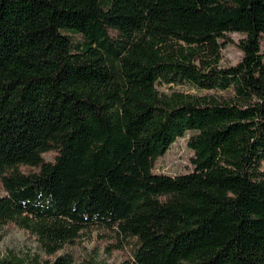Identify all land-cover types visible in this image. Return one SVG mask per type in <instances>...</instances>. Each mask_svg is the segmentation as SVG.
Returning a JSON list of instances; mask_svg holds the SVG:
<instances>
[{"label":"trees","instance_id":"trees-1","mask_svg":"<svg viewBox=\"0 0 264 264\" xmlns=\"http://www.w3.org/2000/svg\"><path fill=\"white\" fill-rule=\"evenodd\" d=\"M262 35L264 0H0V230L47 256L94 225L118 264H264ZM186 133L191 171L155 172Z\"/></svg>","mask_w":264,"mask_h":264},{"label":"rangeland","instance_id":"rangeland-1","mask_svg":"<svg viewBox=\"0 0 264 264\" xmlns=\"http://www.w3.org/2000/svg\"><path fill=\"white\" fill-rule=\"evenodd\" d=\"M227 36L230 41L227 43L224 40V47L220 51L219 67L233 66L241 59V52L237 47L240 36L237 34H228ZM261 52L264 55V35L261 37ZM158 89L168 92L166 86H158ZM172 89L196 95L212 93L198 91L187 83L172 86ZM215 94L217 97L225 96L220 92ZM187 138L188 133L176 139L170 149L156 160L155 172L176 176L191 171L189 159L192 152L186 146ZM42 158L44 161L51 162L53 154L46 153ZM261 170L264 172V162ZM4 195L0 184V197ZM57 257H67L70 264L95 262L118 264L130 257V246L126 245L114 232L92 225L81 230L74 241L66 244L54 256H47L36 237L24 229L9 224L0 230V260L16 258L24 264H52Z\"/></svg>","mask_w":264,"mask_h":264}]
</instances>
